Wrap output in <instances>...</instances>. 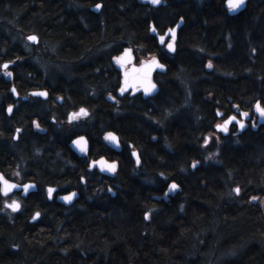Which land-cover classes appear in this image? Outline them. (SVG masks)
Segmentation results:
<instances>
[{"label": "trees", "instance_id": "obj_1", "mask_svg": "<svg viewBox=\"0 0 264 264\" xmlns=\"http://www.w3.org/2000/svg\"><path fill=\"white\" fill-rule=\"evenodd\" d=\"M164 1L151 9L136 0H102L96 15L74 0H0L2 25L17 23L38 37L24 52L0 34V173L9 178L24 168L25 180L59 190L72 183L78 164L67 142L77 129L56 126L80 107L88 112L78 132L89 139L88 157L120 166L109 179L114 198L96 192L73 210L45 202L34 225L27 223L34 203L11 224L0 197V264H210L208 255H224L218 264H264V127L217 133L218 144L212 139L220 120L241 113L254 120L253 104L264 106V0H249L233 18L222 0ZM180 18L176 50L168 55L150 26L160 34ZM126 46L166 65V74L154 77V98H116L119 75L110 58ZM45 47L76 64L52 86L38 69L37 52ZM7 62L11 83L1 69ZM43 88V103L19 99ZM107 131L118 136L120 154L100 141ZM171 182L179 192L167 203L153 201Z\"/></svg>", "mask_w": 264, "mask_h": 264}, {"label": "water", "instance_id": "obj_2", "mask_svg": "<svg viewBox=\"0 0 264 264\" xmlns=\"http://www.w3.org/2000/svg\"><path fill=\"white\" fill-rule=\"evenodd\" d=\"M136 2L140 5H143V6H149L150 8H158L159 6H165L166 5V2L163 0H160V3L155 4V5L152 4L150 2V0H136ZM248 2H249V0H243L242 6H240L237 10L230 11L228 8L227 0H225L224 8L227 12V15H229L231 17H235V16H238L240 13H242L247 8ZM100 9H101V5H100L99 9H97L96 5H94L91 8V11L93 13H98L100 11ZM182 25H183V20L179 19L178 22L175 24V26L173 28L167 29L165 31L164 35H162V36H157L156 31L152 30L154 27L151 25L150 26L151 27L150 28V35L155 37L158 46H163L166 39L169 38V41L165 45V50L170 55H173L175 53V43L177 40L178 32H179L180 28L182 27ZM172 29L175 30L174 39H173L172 31H170ZM30 36H35V35L31 34V35L27 36L26 40L29 43H31L32 45H36L38 42V38L35 36L36 40L32 41V40L28 39V37H30ZM169 44L172 45L171 49L168 47ZM126 50H127V53H126ZM117 57H123L122 63L116 62L115 58H117ZM153 60H155L156 64L163 65V68L154 66L152 63ZM4 65H7V67H9L10 63H4L1 67L2 70L7 69V67L5 68ZM110 65L114 69V71H116L119 74V87L116 91V98L117 99H122L124 97L134 98L136 96H140L142 100H148V99L154 98L159 92V86L154 81V76L155 75H164L167 72L166 65L163 64L157 56H151V57H148L147 59H142V60H140L139 64H136V57L134 55V49L130 46L123 47V49L121 50V52L119 54L112 56L110 58ZM126 73H127V76H126ZM4 80L6 83H11L12 82V73L7 72L6 74H4ZM149 83L152 85H155V87L152 88V90L146 94L144 91V88ZM13 89H14V87H11L10 93L12 94L13 99H17L18 95H17L16 91H13ZM121 89H123V91H121ZM39 93H45V95H39ZM29 96L30 97H37V98H41V99L45 100L47 98V92L46 91H32L29 93ZM24 99H26V98H23V100ZM256 104H257V102L254 103L253 109H252L253 116H254V119L256 121V123L253 124V126H252V131H257L260 127L264 126V118H261L259 116V114L256 112V109H255ZM12 110H13V106L7 107L6 112H7L8 116L11 115ZM80 110L76 114H79ZM85 112L87 115V111H85ZM81 115H85V114H79L78 116H81ZM70 116H72V115H70ZM70 116L68 119L69 121H71ZM232 116L235 117V115H231L229 117H232ZM217 117L222 118V115L220 113H218ZM229 117L225 118L222 122L217 123L214 127V131L216 133L220 134L222 137H226L229 135V127L231 125H235L237 128L235 135H240L241 133H243L245 130V122L248 121L250 118L249 115L241 116V114H240L239 119L236 117L235 120L231 121L227 125V131L221 130L220 128L217 127V125H223L224 121L227 120ZM238 121L243 122V124H244L243 128H240ZM108 133H111L113 136H115L116 140L112 141L110 139H106L105 137ZM81 138H83V139H81ZM15 139H16V135H15ZM101 140H102L103 144L105 145V147L108 148L109 150L115 152L116 154H120L122 152V146L120 144L118 136L116 134H114L113 132L109 131V132L104 133ZM67 146L77 158H84L89 153V144L87 142V139L84 136H78V137L73 138L72 140H70L68 142ZM81 148H83L84 150L82 151ZM133 153H135V155H133ZM130 156L134 160L135 165L140 166V161H139L137 151L131 150ZM101 161L104 162L103 168L101 167V163H100ZM111 165H114L115 167H114V169L109 170L108 166H111ZM197 166H198V163L193 164L191 166V169L194 170ZM89 169L90 170L95 169V170H97V172L99 174L104 175L108 178H112V177H114V174L118 169V164L115 161H113V162L107 161L104 157H100L96 160L91 161ZM0 176H2L10 184H13L16 186V187L12 188V190L7 195L0 193L1 197H4V198L10 197L14 192H21L22 196H26L30 193H34L36 190V186L34 183L28 182V183H25L23 185H19L15 182H12V181L6 179L1 173H0ZM172 184L177 185V187L175 189H171L170 185H172ZM25 185H29L30 187H28L27 190H25V188H24ZM49 189H52L51 193H49ZM49 189H48L49 195L53 194L56 191L55 188H49ZM179 190H180V188H179L177 183H175V182L169 183L166 186L163 194L161 195L160 200H162L164 202H168L171 198H173L176 195V193L179 192ZM236 193H237V191H236ZM69 195H71V199L68 201H65L63 199V197L69 196ZM65 196L59 197L57 199V202L61 205L66 206V207L70 206L72 203H74L75 201L78 200V195L76 193H71V194H68ZM152 199L157 200V197H152ZM8 204H10V203H8ZM6 208H8V207H6ZM8 209L13 211L11 208H8ZM17 210H15L13 212H16Z\"/></svg>", "mask_w": 264, "mask_h": 264}, {"label": "flooded vegetation", "instance_id": "obj_3", "mask_svg": "<svg viewBox=\"0 0 264 264\" xmlns=\"http://www.w3.org/2000/svg\"><path fill=\"white\" fill-rule=\"evenodd\" d=\"M74 2L76 3V5H79L80 7H83L84 13L85 12H89L90 14L91 13L92 14H96V15L99 14L100 11L98 13H93L91 11V8L94 5H97V4H100L101 5V9H102V0H74ZM151 9H157V8H151ZM222 9L224 10V13L227 15V12H226V10L224 8V0H223V3H222ZM87 20H89V19H87ZM174 26L175 25H173L172 27L166 28L160 34H158L157 31L155 30L156 33H157V36L164 35V33H165V31L167 29L173 28ZM168 41H169V38L166 39V41H165V43H164L163 46H159V47L165 50V45H166V43ZM176 43H177V40H176ZM176 43H175V50H176ZM165 52H166V50H165ZM167 54L170 55L169 53H167ZM139 62H140V60H139ZM139 62H138V64H139ZM33 91H35V90H33ZM40 91H46L47 92V90H45L44 88L43 89H40ZM30 92H32V91H30ZM29 93H28V95H29ZM47 95H48V93H47ZM27 97H25L26 100H27ZM22 98H24V97H20L19 98L22 102L23 101H26V100H23ZM30 98H37V97H30ZM127 98H129V97H127ZM38 99H40V102H42V103L45 102V101H47V98L45 100L44 99H41V98H38ZM56 102L59 103L60 102V99H56ZM80 109H84V108L80 107V108H78L76 110H71L70 112H68L66 114V116H65V121L63 122V125H57L56 127H59V128L62 127L64 130H67V129H69V130L74 129L75 130V129H77L76 130L77 133L78 132H82V130H83L82 127H83V124H84V119L88 116V112H87V115L86 116L85 115L72 116L71 121L68 120L70 115L76 114ZM85 111H87V110H85ZM41 114L42 113H41V110H40V119H41ZM233 115H235V117H237L238 119L240 118V116L237 115V114H233ZM223 120L224 119L220 120L219 122H222ZM50 122L52 124H54V125L56 124V121L53 119V117H51ZM255 123H256L255 119L253 120V119L249 118V120L245 122V130H247V129L252 130V126ZM33 127L36 129V131L38 133H40V135L44 134V132L46 131L44 127H41V125L38 123V121L36 119L33 122ZM231 131H234L233 133H236L237 128H236L235 125H231L229 127V133ZM107 132H109V131H107ZM77 133H76V135L73 138L78 137V136H84L87 139V142L89 144V152H90V146L91 145H90V142H89L88 137L85 134H83V133H78V134ZM104 133H106V132H104ZM103 134L100 137V141L101 142H102L101 138H102ZM73 138H71L70 140H72ZM14 140H16L15 139V136H14ZM68 142H67V144H68ZM72 155L75 157V160L77 161V164H78L77 166L76 165L75 166H72V169L75 168L74 169V179L72 180V183H70L69 185H66L65 187H62L61 190H59L58 187L45 186V185H42V184L38 185L36 182H34L32 180H25L21 176L17 180L10 179V177L9 178L5 177L6 179H8V180H10L12 182H15V183H17L19 185H23L25 183L30 182V183H34L35 186H36L35 192L34 193H30V194H28L26 196H22V193L21 192H14L10 197H5V198L0 196L3 199V207L5 209L4 213L7 214V215L5 214V216L6 217L8 216L7 217V220L11 224L21 223L19 220L22 218L21 217L22 213L26 210V208H28L29 205L31 206L32 203H34V205L32 206L31 209H33L35 211H33L27 217L28 218L27 219V223H29L31 225H34V224H36L37 222L40 221L41 213H40L39 209H37V208L40 207V210H41L43 208V205H44L45 202L50 203L52 205H58V206L60 205V206H62L64 208H66V209H72L73 210V209H78L79 207L81 208L82 206H84L85 203H87L86 201H83L84 195H85L84 193H85V191L87 189H89V190H97L96 191L97 193L98 192L101 193V198L105 196L104 191H106V192L107 191L108 192L110 191L111 192L110 197L111 198H114L115 193H114V191L112 192V190H111L112 188L110 186H112L111 181H113V182L115 181L114 178L116 177V175H117V173L119 171V167L120 166H119L117 160H108L104 156H100V157H104L107 161H111V162L115 161L118 164V169L115 172L114 177L108 178V177H106L104 175L99 174L97 172V170H95V169H93V170H90L89 169L91 161L96 160V159H98L100 157H97L95 159H90L88 157L89 153L84 158H77L73 153H72ZM109 179H111V181ZM40 183H42V182H40ZM49 188H55L56 191L53 194L49 195V193H48V189ZM71 193H76L78 195V200L75 201L74 203H72L70 206L66 207V206L61 205V204H59L57 202V199L59 197H62V196H65V195H68V194H71ZM153 197H157V200H153L152 199L153 201H162V200H160V197L161 196L154 195ZM13 200L17 201V203L19 204V208H18V210L16 212H13L10 209H8V208L5 207V204L11 203ZM30 202H31V204H30ZM165 203H167V202H165ZM37 213H39L38 216H36ZM34 216H36V219L33 218ZM24 220H25V217H23L22 223H24Z\"/></svg>", "mask_w": 264, "mask_h": 264}, {"label": "rangeland", "instance_id": "obj_4", "mask_svg": "<svg viewBox=\"0 0 264 264\" xmlns=\"http://www.w3.org/2000/svg\"><path fill=\"white\" fill-rule=\"evenodd\" d=\"M16 24L17 23H13V24L9 25V23L7 24V22H6L4 25H2V23H0V34L8 36V39L10 40L9 42L11 44L12 43L17 44L22 51L32 52L31 51V45L32 44L26 40V37L31 35V32L30 31L26 32V33L20 32L18 30ZM37 53H38L37 54L38 69L41 72L42 80H45L47 82V85L52 86L53 82H54L53 79L57 78L58 75H60V74H65V75L71 74L72 75V69L74 68V66L76 64L75 63H65V62H61V61L57 60L55 58L56 54H55L52 47H45V49L43 51H40ZM97 55H101V52H99ZM148 57L137 56L136 62L138 63L139 60H141L143 58H148ZM40 66H42L41 69H40ZM4 72L7 73V71H4ZM35 91H40V89L35 90ZM9 106H12V105H9ZM218 123H220V122H218ZM58 129H60V128H58ZM66 131H69V129H67ZM212 139L215 141V144H218V134L217 133L212 136ZM213 146L216 147V145H213ZM19 170L12 172L10 175V179H13V180L19 179L21 174L24 173V168H19ZM96 191L97 190L87 189L84 193L85 195H84L83 201L88 202V199H91V198H93V196H95ZM100 197H101V193H100ZM105 198L107 199L108 197L105 196ZM263 203H264V200H263ZM263 210H264V206H263ZM223 258H224V255H220V257H218L217 259L209 261L210 255H208L206 261L209 262L210 264H218L220 262L219 260H223Z\"/></svg>", "mask_w": 264, "mask_h": 264}, {"label": "snow or ice", "instance_id": "obj_5", "mask_svg": "<svg viewBox=\"0 0 264 264\" xmlns=\"http://www.w3.org/2000/svg\"><path fill=\"white\" fill-rule=\"evenodd\" d=\"M150 2L155 5V4L160 3V0H150ZM227 3H228L229 10L230 11H234V10H237L240 6H242L243 0H227ZM96 8L99 9L100 8V5L97 4L96 5ZM152 30L155 31L154 28ZM170 31H172V33H173V39H174L175 30L172 29ZM28 39L29 40H32V41H35L36 40V37L35 36H30V37H28ZM168 47L171 49L172 45L169 44ZM126 53H127V50H126ZM115 59H116V62L117 63H122V61H123V57H117ZM152 63H153L154 66L163 68V65L156 64L155 60H153ZM4 67L6 68L7 65H4ZM209 67H211V64H209ZM126 76H127V73H126ZM154 87H155V85H152V84L149 83L144 88L145 93L147 94ZM13 91H15V90L13 89ZM121 91H123V89H121ZM39 95H45V93H39ZM255 109H256V112L259 114V116L261 118H264V106H262L259 102H257V104L255 105ZM79 114H85L86 115V112H85L84 109H81ZM79 114H72V116H78ZM247 115H248V113H241V116H247ZM72 116H70V119L72 118ZM235 119H236V117H234V116L229 117L227 120L224 121V124L223 125H217V127L220 128L221 130L227 131V125L231 121H233ZM238 123H239L240 128H243L244 127V124H243L242 121H238ZM17 131H19V130H17ZM105 138L106 139H110L112 141H115L116 140V137L113 136L111 133H108ZM81 139H83V138H81ZM205 142H207V140ZM81 150L83 151L84 149L81 148ZM133 155H135V153H133ZM100 163H101V167L103 168L104 162L101 161ZM108 167H109V170H112V169H114L115 166L114 165H111V166H108ZM14 187H16V186L13 185V184H10L2 176H0V193H2L4 195H7L12 190V188H14ZM28 187H30V186L29 185H25L24 186L25 190H27ZM176 187H177V185H175V184L170 185V188L171 189H175ZM236 191L238 192L239 189H236ZM51 192H52V189H49V193H51ZM63 199L65 201H68V200L71 199V195L65 196V197H63ZM5 206L8 207V208H11L13 211H15V210H17L19 208V204L15 200H13L10 204H6ZM38 215H39V213L36 214V216H38ZM33 218L35 219L36 217L34 216Z\"/></svg>", "mask_w": 264, "mask_h": 264}, {"label": "bare ground", "instance_id": "obj_6", "mask_svg": "<svg viewBox=\"0 0 264 264\" xmlns=\"http://www.w3.org/2000/svg\"><path fill=\"white\" fill-rule=\"evenodd\" d=\"M223 1V0H222ZM224 3H225V0H224ZM227 17H229V18H232L231 16H229V15H227ZM32 34V33H31ZM157 34V33H156ZM36 37H37V35L36 34H34ZM38 38V37H37ZM119 75V74H118ZM15 89V88H14ZM254 105V104H253ZM110 132H112V131H110ZM114 133V132H113ZM115 134V133H114ZM119 139V138H118Z\"/></svg>", "mask_w": 264, "mask_h": 264}]
</instances>
